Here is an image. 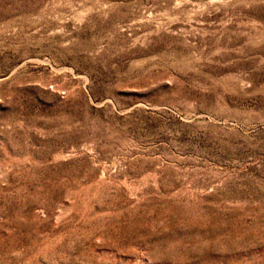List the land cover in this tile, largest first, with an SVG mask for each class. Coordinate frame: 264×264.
I'll return each instance as SVG.
<instances>
[{
	"label": "rangeland",
	"instance_id": "1",
	"mask_svg": "<svg viewBox=\"0 0 264 264\" xmlns=\"http://www.w3.org/2000/svg\"><path fill=\"white\" fill-rule=\"evenodd\" d=\"M0 264H264V0H0Z\"/></svg>",
	"mask_w": 264,
	"mask_h": 264
}]
</instances>
